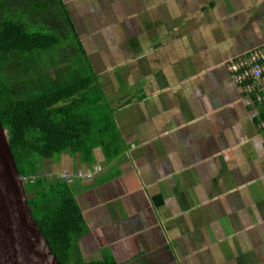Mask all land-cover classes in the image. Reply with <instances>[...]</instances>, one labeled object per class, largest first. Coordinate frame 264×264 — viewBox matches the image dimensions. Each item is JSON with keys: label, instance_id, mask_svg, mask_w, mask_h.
<instances>
[{"label": "crops", "instance_id": "crops-1", "mask_svg": "<svg viewBox=\"0 0 264 264\" xmlns=\"http://www.w3.org/2000/svg\"><path fill=\"white\" fill-rule=\"evenodd\" d=\"M61 2L76 34L67 58L96 84L121 146L41 168L77 202L80 255L264 264V104L227 69L264 45V0Z\"/></svg>", "mask_w": 264, "mask_h": 264}, {"label": "trees", "instance_id": "trees-1", "mask_svg": "<svg viewBox=\"0 0 264 264\" xmlns=\"http://www.w3.org/2000/svg\"><path fill=\"white\" fill-rule=\"evenodd\" d=\"M68 38L76 34L61 0H0V121L31 215L58 261L107 264L80 255L86 225L77 202L61 178L40 172L62 153L90 163L102 142L105 156L121 151L96 84L67 58Z\"/></svg>", "mask_w": 264, "mask_h": 264}, {"label": "water", "instance_id": "water-1", "mask_svg": "<svg viewBox=\"0 0 264 264\" xmlns=\"http://www.w3.org/2000/svg\"><path fill=\"white\" fill-rule=\"evenodd\" d=\"M0 264H61L31 215L0 121Z\"/></svg>", "mask_w": 264, "mask_h": 264}, {"label": "built area", "instance_id": "built-area-1", "mask_svg": "<svg viewBox=\"0 0 264 264\" xmlns=\"http://www.w3.org/2000/svg\"><path fill=\"white\" fill-rule=\"evenodd\" d=\"M251 51L249 55L231 59L227 63V69L234 82L244 85L247 92L254 94L258 101L264 104V45ZM258 126L264 132V118L259 120ZM84 175L90 176L89 173ZM69 176L63 175L64 178H70ZM73 176L80 177V173Z\"/></svg>", "mask_w": 264, "mask_h": 264}, {"label": "rangeland", "instance_id": "rangeland-1", "mask_svg": "<svg viewBox=\"0 0 264 264\" xmlns=\"http://www.w3.org/2000/svg\"><path fill=\"white\" fill-rule=\"evenodd\" d=\"M48 160V159H47ZM47 160H45V161H47ZM54 161H56L57 160V158H55V159H53ZM93 164V163H92ZM51 167L53 168L54 167V165H53V163H50V167H48L49 169H51ZM46 171V170H45ZM50 171V170H49ZM40 172L42 173V172H44V171H42V169L40 170ZM80 171H76V173L78 174ZM64 174L62 173V175H60V176H63ZM80 175H81V173H80ZM81 178H85V177H81Z\"/></svg>", "mask_w": 264, "mask_h": 264}, {"label": "clouds", "instance_id": "clouds-1", "mask_svg": "<svg viewBox=\"0 0 264 264\" xmlns=\"http://www.w3.org/2000/svg\"><path fill=\"white\" fill-rule=\"evenodd\" d=\"M24 181H26V178H24Z\"/></svg>", "mask_w": 264, "mask_h": 264}]
</instances>
